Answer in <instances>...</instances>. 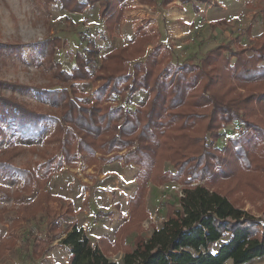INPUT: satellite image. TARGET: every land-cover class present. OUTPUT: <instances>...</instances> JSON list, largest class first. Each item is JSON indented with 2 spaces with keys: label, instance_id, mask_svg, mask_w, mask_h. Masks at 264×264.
I'll return each instance as SVG.
<instances>
[{
  "label": "trees",
  "instance_id": "obj_1",
  "mask_svg": "<svg viewBox=\"0 0 264 264\" xmlns=\"http://www.w3.org/2000/svg\"><path fill=\"white\" fill-rule=\"evenodd\" d=\"M43 1L71 14L98 5L110 36L124 14L125 0ZM173 1L161 0V5ZM262 15L264 23V9ZM39 45L44 54L39 65L48 69L52 82L28 86L0 78V130L4 136L14 133L39 141L44 149L37 151L32 144L28 151L39 161L16 167L13 157L27 151L17 145L0 157V170L24 181L15 198L10 193L4 197L17 200L38 189L24 218L32 221L39 213L47 214L48 242L65 234L60 243L70 250L68 264H248L264 258V223L232 198L240 187L264 195V33L251 46L250 56L246 48L228 42L208 50L199 63H174L172 47L159 42L154 26L142 21L126 46L101 57L100 48L88 40L76 52L71 71L56 61L65 40L55 37ZM22 53L21 43L3 42L0 33V74L6 56L24 61ZM84 83L94 88L89 102L82 98L90 94L78 88ZM25 91L34 92L39 108L17 95ZM141 91L147 92L146 100L134 110L125 108L129 95ZM235 121L246 125V133L219 148L222 129ZM113 161L139 167L123 222L125 233L139 234L121 263L110 260L101 239L92 242L76 223L63 231L62 210L54 211L49 204L67 200L47 189L53 173L64 166ZM166 163L176 172L166 170ZM169 183L182 187L178 204L168 203L161 227L144 238L140 232L150 215L149 187ZM16 244L14 238H0V260Z\"/></svg>",
  "mask_w": 264,
  "mask_h": 264
},
{
  "label": "rangeland",
  "instance_id": "obj_2",
  "mask_svg": "<svg viewBox=\"0 0 264 264\" xmlns=\"http://www.w3.org/2000/svg\"><path fill=\"white\" fill-rule=\"evenodd\" d=\"M151 1L125 0L122 21L113 36H110L106 31L105 20L98 15V5L89 8L84 14H71L56 3L46 5L43 0H0L1 41L21 43L24 58L21 61L6 56L0 78L28 86L47 85L51 76L46 67L39 65L44 57L39 44L55 37L65 40L63 49L56 51V61L65 70L71 71L75 66L76 52L83 51L88 40H93L100 48L101 57L113 48L128 44L134 36V24L138 19L150 22L158 34V41L172 47L174 63H199L208 50L228 42L233 48H246L250 56L251 46L264 33V0H206L205 3L200 0H174L165 7L161 5V0ZM177 7L185 10L187 15L177 11ZM152 47L153 44L148 46L149 52ZM78 88L90 94L82 98L84 102H89L93 86L84 83ZM9 93L10 90L7 91ZM17 95L36 108L41 105L33 91L18 92ZM146 98L147 92L141 91L129 95L123 105L128 110H134ZM114 99L121 103L119 97ZM240 125L245 126L243 133H246V125L242 121H235L222 129L227 130V135L221 131L223 136L216 145L224 148L229 140L238 138L240 134L237 135L236 129ZM4 135L0 130V157L5 151L19 145L27 151L18 157L14 156L12 164L24 167L39 161L36 154L29 152L32 144H36L37 151L44 149L39 141L35 143L14 133ZM165 169L176 172L170 163L165 164ZM138 171L139 167L133 164L125 166L120 161L57 169L47 189L67 200L62 203L51 201L49 204L54 211L62 210L59 222L63 231L68 229L70 223H76L92 242L98 243L101 239L100 245L110 260L121 263L125 251L134 246L139 234L125 233L127 226L123 227V222L129 216V199L137 189L135 177ZM261 185L264 186L263 183ZM22 186L23 180L0 170V188L3 190L0 192V238H14L17 243L8 250L0 264H68L70 250L60 243L65 234H61L53 243L48 242L47 214L39 213L32 221L24 218L28 215V211L24 212L26 206L34 201L38 189L30 195L23 194L17 200L4 197L7 193L14 197ZM181 194L182 187L176 183L160 187L150 185L146 196V208L150 215L142 223V237L148 238L155 228L161 227L167 204H178ZM232 198H236L239 206L264 223V195L259 196L257 192L240 187ZM116 203L120 204L119 208ZM68 208L74 214H67L65 210ZM248 264H264V258Z\"/></svg>",
  "mask_w": 264,
  "mask_h": 264
},
{
  "label": "crops",
  "instance_id": "obj_3",
  "mask_svg": "<svg viewBox=\"0 0 264 264\" xmlns=\"http://www.w3.org/2000/svg\"><path fill=\"white\" fill-rule=\"evenodd\" d=\"M179 10H180V11H182L183 13H185V12H186L185 10H183V9H180V8H178V7H177V11H179ZM185 15H187V14L185 13ZM141 21H142V20L138 19V20H137V22L134 24V25H135V27H136L138 24H140V23H141ZM133 35H134V34H133ZM133 37H134V36H133ZM133 37H132V38H133ZM132 38H131V39H132ZM131 39H130V40H131ZM223 131L225 132V134L227 133V130H226V129H224ZM226 135H227V134H226ZM228 139H230V138H227V140H228Z\"/></svg>",
  "mask_w": 264,
  "mask_h": 264
},
{
  "label": "built area",
  "instance_id": "obj_4",
  "mask_svg": "<svg viewBox=\"0 0 264 264\" xmlns=\"http://www.w3.org/2000/svg\"><path fill=\"white\" fill-rule=\"evenodd\" d=\"M244 131H245V126H243V125H240V126L236 129L237 135L243 133Z\"/></svg>",
  "mask_w": 264,
  "mask_h": 264
}]
</instances>
